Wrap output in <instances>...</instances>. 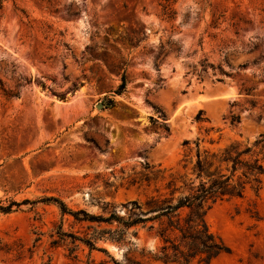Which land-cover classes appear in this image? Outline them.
<instances>
[{
  "label": "rangeland",
  "instance_id": "374dc122",
  "mask_svg": "<svg viewBox=\"0 0 264 264\" xmlns=\"http://www.w3.org/2000/svg\"><path fill=\"white\" fill-rule=\"evenodd\" d=\"M258 140L264 164V0H0V264H179L119 218ZM207 220L209 264H264V177Z\"/></svg>",
  "mask_w": 264,
  "mask_h": 264
},
{
  "label": "trees",
  "instance_id": "16d2710c",
  "mask_svg": "<svg viewBox=\"0 0 264 264\" xmlns=\"http://www.w3.org/2000/svg\"><path fill=\"white\" fill-rule=\"evenodd\" d=\"M125 87L126 76L123 75L118 92ZM238 122L240 116H232V124ZM260 143L258 140L254 146H248L234 141L219 151L197 148L195 162L186 154L182 166L185 172L171 173L168 178L163 174L166 170L158 169L156 183L161 182L165 193H161V187L157 185L158 193L148 197L144 204L133 201L146 216L134 217L127 213L119 218V223L124 230L140 223H150L148 229L160 241L156 260L179 264L211 263L221 254L230 252L231 248L211 230L207 214L219 201L243 197L249 186L256 191L262 188L263 159L254 149ZM188 144L186 140L184 145ZM58 201L61 207H65L62 201ZM90 217L104 220L102 216Z\"/></svg>",
  "mask_w": 264,
  "mask_h": 264
},
{
  "label": "water",
  "instance_id": "95a60500",
  "mask_svg": "<svg viewBox=\"0 0 264 264\" xmlns=\"http://www.w3.org/2000/svg\"><path fill=\"white\" fill-rule=\"evenodd\" d=\"M102 105H103V104H102ZM102 105H101V106H102ZM101 106H100V107H101Z\"/></svg>",
  "mask_w": 264,
  "mask_h": 264
}]
</instances>
